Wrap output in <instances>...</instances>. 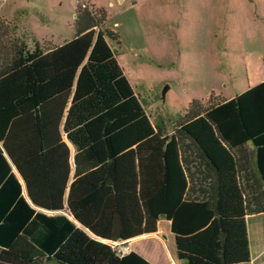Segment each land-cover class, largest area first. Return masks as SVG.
I'll use <instances>...</instances> for the list:
<instances>
[{
  "label": "trees",
  "instance_id": "1",
  "mask_svg": "<svg viewBox=\"0 0 264 264\" xmlns=\"http://www.w3.org/2000/svg\"><path fill=\"white\" fill-rule=\"evenodd\" d=\"M105 21L79 2L72 39L48 48L0 18V264H150L84 229L127 241L160 218L185 264H249L245 216L264 212V81L193 100L168 132L135 95ZM246 143L258 188L233 153Z\"/></svg>",
  "mask_w": 264,
  "mask_h": 264
},
{
  "label": "rangeland",
  "instance_id": "2",
  "mask_svg": "<svg viewBox=\"0 0 264 264\" xmlns=\"http://www.w3.org/2000/svg\"><path fill=\"white\" fill-rule=\"evenodd\" d=\"M82 1L106 12L120 67L168 132L193 100L214 103L264 81V0H0V18L29 47L58 46L72 39Z\"/></svg>",
  "mask_w": 264,
  "mask_h": 264
},
{
  "label": "crops",
  "instance_id": "3",
  "mask_svg": "<svg viewBox=\"0 0 264 264\" xmlns=\"http://www.w3.org/2000/svg\"><path fill=\"white\" fill-rule=\"evenodd\" d=\"M233 97L224 98V99L229 100ZM71 148L72 146H70V150ZM233 153L239 159L240 166L242 167L243 171L249 172V175L253 180L254 187L258 188L259 182L257 180L258 177L256 174L255 152L252 145L250 143H246V145L242 150L239 151L234 150ZM72 163H73V155L71 154V164ZM18 178L23 187V196L28 199L25 184L19 175ZM71 180H72V174L70 181ZM248 196L249 198L251 197L250 194H248ZM46 213L48 215L61 214L60 211H51V212L46 211ZM73 222L76 224V226L81 227L79 226L78 222H76L75 220H73ZM245 226H246L249 254H250L249 264H264V212L247 214L245 216ZM84 230L89 234L91 238L100 240L102 242L110 244L111 246L119 244L120 246L127 248V253L125 254H128L131 251L135 252L150 264H185L184 261L179 259L177 254L175 237L171 231V221L165 218H160L159 220H157L155 232L142 234L133 237L127 241H118V242L105 241L97 238L86 229ZM251 234H254L253 240L250 237Z\"/></svg>",
  "mask_w": 264,
  "mask_h": 264
},
{
  "label": "built area",
  "instance_id": "4",
  "mask_svg": "<svg viewBox=\"0 0 264 264\" xmlns=\"http://www.w3.org/2000/svg\"><path fill=\"white\" fill-rule=\"evenodd\" d=\"M119 255H124L125 253H127V248L123 247V246H120L119 244L118 245H114L112 246Z\"/></svg>",
  "mask_w": 264,
  "mask_h": 264
},
{
  "label": "water",
  "instance_id": "5",
  "mask_svg": "<svg viewBox=\"0 0 264 264\" xmlns=\"http://www.w3.org/2000/svg\"><path fill=\"white\" fill-rule=\"evenodd\" d=\"M77 222V221H76ZM79 224V223H78ZM79 226H81L80 224H79ZM82 227V226H81Z\"/></svg>",
  "mask_w": 264,
  "mask_h": 264
},
{
  "label": "bare ground",
  "instance_id": "6",
  "mask_svg": "<svg viewBox=\"0 0 264 264\" xmlns=\"http://www.w3.org/2000/svg\"><path fill=\"white\" fill-rule=\"evenodd\" d=\"M71 146V145H70Z\"/></svg>",
  "mask_w": 264,
  "mask_h": 264
}]
</instances>
